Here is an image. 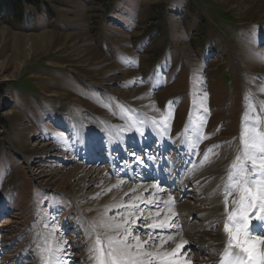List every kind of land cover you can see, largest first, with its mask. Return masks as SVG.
<instances>
[{"label": "rangeland", "instance_id": "1", "mask_svg": "<svg viewBox=\"0 0 264 264\" xmlns=\"http://www.w3.org/2000/svg\"><path fill=\"white\" fill-rule=\"evenodd\" d=\"M11 9L0 7V264H46L44 242H67V264H94L92 226L130 211L120 206L133 192L101 203L124 184L174 197L179 230L163 235L187 241L178 259L220 264L228 173L242 133L253 121L264 131V0H19ZM42 32L41 46L26 38ZM162 117L166 131L154 123ZM132 126L161 141L142 140L141 151ZM90 134L102 151H88ZM145 154L159 159L142 171L131 157ZM156 166L172 177L156 178ZM98 169L105 179L88 177ZM133 235L149 239L146 228Z\"/></svg>", "mask_w": 264, "mask_h": 264}, {"label": "snow or ice", "instance_id": "2", "mask_svg": "<svg viewBox=\"0 0 264 264\" xmlns=\"http://www.w3.org/2000/svg\"><path fill=\"white\" fill-rule=\"evenodd\" d=\"M167 120L168 117H162L161 121L154 123L166 131ZM138 123L143 125V121ZM148 131L150 133L151 129ZM132 135L136 137V143L141 145V151L144 150L142 140L151 139L156 142L157 139L154 134L146 135L143 126L140 128L132 126ZM202 138L201 136L200 139ZM242 139L241 155L237 156L231 165L232 170L228 173L229 183L225 186L223 233L226 234L227 241L220 264H264V131H260L258 122L253 121L248 130L242 133ZM76 143H79V139ZM115 145L128 154L120 141H116ZM87 148L89 152L102 151L104 145L90 134ZM191 151H195L194 146ZM131 158L135 161L134 166H141L142 171L148 166L154 167L156 159H159L148 154L142 159L135 156ZM145 161L148 162L147 165ZM167 163L168 161L164 160V164ZM157 189L158 191H153ZM149 191L152 195L147 198L136 196L128 204L121 205V208L130 210L126 214L117 212V216H106L92 226L94 241L91 259L94 264H191L187 259L177 258L186 247L187 241L177 243L171 251L164 248L175 237L167 235L165 238L163 233L179 230V225L175 223L177 214L169 208L174 204V197L169 195L167 200L160 199V194L166 190L159 188L157 184L145 189V192ZM229 197H233L232 210H229ZM144 205L155 209L154 217L144 215ZM165 208H169L167 213L164 212ZM114 210L116 209H108ZM136 211L140 213L138 217L135 215ZM148 219H152L153 222L146 223ZM144 228L148 230L149 239L141 241L140 236L133 235V232ZM255 231L261 234L253 235ZM156 240L160 241L159 245L155 244ZM66 245L67 242H64V246L52 250L56 264H67ZM153 247L155 250H149Z\"/></svg>", "mask_w": 264, "mask_h": 264}, {"label": "bare ground", "instance_id": "3", "mask_svg": "<svg viewBox=\"0 0 264 264\" xmlns=\"http://www.w3.org/2000/svg\"><path fill=\"white\" fill-rule=\"evenodd\" d=\"M3 32V31H2ZM15 36H17V35H19V34H14ZM50 34L49 33H46V32H42V33H40V34H36V35H31V34H28V35H26V38H27V40H30V42H31V39H32V42H35V46H41L43 43H45L48 39H49V36ZM2 36V35H1ZM7 113H9V112H7ZM83 127V126H82ZM85 128V127H84ZM84 128H83V130H84ZM122 132V131H121ZM126 132L124 131V133L122 134L123 135V138H124V140L129 136V135H127V134H125ZM108 134V131H106V135ZM109 136H110V140H116V136H114L113 134H109ZM108 136V137H109ZM130 136H133L132 135V132H130ZM158 139L161 141V138L160 137H158ZM144 143H145V141H144ZM166 144V143H165ZM164 143H160V145L163 147V149L165 150V147L167 146H165L164 147V145H165ZM183 144V143H182ZM121 145H123V144H121ZM109 146V145H108ZM123 146H125V145H123ZM126 147V146H125ZM138 147H139V144H138ZM189 150V149H188ZM127 151V150H126ZM124 152V151H123ZM125 153V152H124ZM24 157V159H25V156H23ZM169 165H170V163H169ZM113 167V166H112ZM130 167V166H129ZM148 168H150V167H148ZM154 168V167H153ZM197 168V167H196ZM80 169H82V167H80V166H76L75 167V169H74V171L73 172H68V173H66V175H67V178H74L76 175H78V174H80ZM166 170H167V172L170 174V177H172V175H173V169H171L170 167L169 168H165V170L163 169H159V167H157L156 166V170H155V172L153 173V174H155L157 177L156 178H158V179H165V175H166ZM151 171H150V169H148V171H147V173H146V176H148L149 174H151L150 173ZM123 173V172H122ZM96 176V178L98 179V181H99V179H101V178H103V179H105V177L102 175V170H97V172H95V171H93V172H91V173H89V178H91L92 176ZM143 177V175L139 178V181H141V178ZM155 177V176H154ZM173 180V179H172ZM172 180L171 179H168L167 177H166V181H168V184H167V186H170V185H172ZM97 182V181H96ZM121 181H105V184H103L104 185V187H109V186H111V187H113L114 185H116V184H118V183H120ZM137 185H139V184H133V185H130V184H124L121 188H117V189H114V190H112L109 194H107V196L103 199L104 201H102L101 203H104L105 204V201H116V200H119L120 198H122V196L124 195V194H129V193H131V192H133L134 193V196L136 197V196H143L144 195V193H148V192H145V189H148L151 185H145V184H143L142 186H137ZM133 189H135L136 191H132ZM140 189V191H138ZM75 191V194H77V195H79V191H78V189H76V190H74ZM73 191V192H74ZM138 191V192H137ZM153 191H158V190H153ZM132 193V194H133ZM147 195V194H146ZM78 197V196H77ZM78 198H80V197H78ZM145 215V214H144ZM8 222V221H7ZM175 241H176V244L177 243H179V242H181L182 241V238H181V236H179V235H177V237L175 238ZM175 241H173V243H172V247H174L176 244H175ZM39 247H40V249H41V251H40V255H42L43 256V254L44 253H46V254H49L50 255V259H49V262H48V264H56V257H55V255L53 254V252H52V250L53 249H57V248H59L60 247V245L59 244H57V243H54V245H53V247L52 248H48L47 247V242H44V243H39ZM171 247V248H172ZM169 249H170V247H169ZM168 249V250H169ZM223 253V252H222ZM37 254H39V253H37ZM223 258V256L221 255V259Z\"/></svg>", "mask_w": 264, "mask_h": 264}, {"label": "trees", "instance_id": "4", "mask_svg": "<svg viewBox=\"0 0 264 264\" xmlns=\"http://www.w3.org/2000/svg\"><path fill=\"white\" fill-rule=\"evenodd\" d=\"M19 0H0V7H5L7 10L12 11L18 7Z\"/></svg>", "mask_w": 264, "mask_h": 264}]
</instances>
